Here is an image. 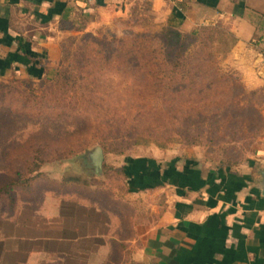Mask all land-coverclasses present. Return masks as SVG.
<instances>
[{"label": "crops", "instance_id": "1", "mask_svg": "<svg viewBox=\"0 0 264 264\" xmlns=\"http://www.w3.org/2000/svg\"><path fill=\"white\" fill-rule=\"evenodd\" d=\"M131 1L0 0V81L53 79L64 24L123 16ZM144 1L182 33L224 28L233 58L252 50L253 75L264 81V0ZM200 159L195 150L129 156L107 165L125 169L117 182L106 181L105 168L103 179H90L70 164L54 177L44 165L43 178L0 198V264H264V136L237 167ZM25 172L0 160V180ZM65 172L87 179V188L51 183Z\"/></svg>", "mask_w": 264, "mask_h": 264}, {"label": "rangeland", "instance_id": "2", "mask_svg": "<svg viewBox=\"0 0 264 264\" xmlns=\"http://www.w3.org/2000/svg\"><path fill=\"white\" fill-rule=\"evenodd\" d=\"M170 28L173 27L162 22L144 0H132L123 16H80L64 24L58 69L63 75L65 69L69 76H76L77 84L65 82L64 78L0 81V137L6 138L11 133L21 157L48 149L46 167L52 166L54 177H60L64 169H71L66 162L75 156L101 146L98 141L108 143L109 148L126 149L124 155L108 154L107 165L118 166L126 157L154 155L155 151L172 157L195 150L203 161L205 144L190 146L186 142L187 128L202 130L206 139L215 142L216 150L232 147L231 155L242 156L244 162L264 136V81H256L253 75L256 63L252 50L244 61L233 58L235 41L224 28L217 26L215 31H208L209 39L198 41L189 52L194 55L201 48L200 42H206L205 53L216 59L208 66L232 80V92L227 84L211 90L213 99L205 109L194 104V100L186 101L185 94L178 95L179 89L169 94L165 89L137 83L133 76L127 75L124 63L115 57L108 64L101 62L99 44H115L131 35H161ZM204 34L201 31L195 35L200 38ZM149 78L148 81H154ZM216 92L218 96L213 94ZM104 108L118 113L121 119L117 126L102 122L100 112ZM54 113L59 116L53 117ZM71 113L86 114L88 121L69 117ZM94 137L98 140H92ZM86 139L94 141L91 146H82ZM2 144L7 148L12 142L0 141V147ZM50 148L59 151L58 162H54L57 156L52 155ZM71 148L76 154L68 157L66 152ZM213 151L210 155L220 157L218 151Z\"/></svg>", "mask_w": 264, "mask_h": 264}, {"label": "trees", "instance_id": "3", "mask_svg": "<svg viewBox=\"0 0 264 264\" xmlns=\"http://www.w3.org/2000/svg\"><path fill=\"white\" fill-rule=\"evenodd\" d=\"M215 28H202L198 32L206 33L200 38L196 33L186 34L178 31L176 28H170L166 33L155 35L152 33H146L145 35H131L130 38L126 40H121L115 44H99L100 47L98 52L100 53L102 59L101 62L108 64L111 58L115 57L121 60L126 66L128 71L127 75L133 76L137 83L146 87V85H151L154 89H165V93H173L175 89L178 90V95H184L186 101L190 102L194 100V104L201 106V109L207 108L208 104L212 101L211 90L215 87L227 86L231 90V78L230 76H223L219 74V70L211 68L209 63L212 65L215 63L216 59L212 55H207L205 53V48L207 47L206 42H200L201 48L195 52L192 56L189 54L191 48L194 47L195 43L202 40H208V31H215ZM110 67V66H109ZM83 75V73H80ZM86 76V75H85ZM76 76H69V74L64 69L63 73L58 69L55 77L51 80L46 81H58L64 78L65 82L76 85L78 80ZM128 77V76H127ZM151 77L154 79L150 82ZM71 81V82H70ZM223 89V88H222ZM226 89V88H225ZM219 95L218 92L213 93ZM9 111V107L5 112ZM149 113V112H148ZM190 113V112H189ZM69 117L78 116L81 121L87 122L86 114L75 115L71 113ZM100 115H103L100 119L106 125H111L112 127L116 125L119 121L120 116L117 112L112 111L108 108L102 109ZM147 115L143 114V116ZM59 116L58 113H54L53 117ZM188 116V114H187ZM186 116V117H187ZM190 116V115H189ZM188 116V117H189ZM117 126V125H116ZM186 134L189 137L186 142L190 146H203L205 144L206 152L204 153L203 162L206 164H214L215 168L229 167L234 168L241 164L243 158L242 156L231 155L232 147H219L218 150L215 149V142L213 140L206 139L202 133L197 129L196 131H190L189 128L186 129ZM12 137V138H11ZM13 136L7 134L0 137L1 143H10L7 148L2 144L0 147V152L3 153V158L0 159L5 162L6 165L13 166L21 164L26 169L24 174L15 173V175L10 174L4 179L0 180V198L9 195L15 188L21 187V189L27 188L28 182L33 180H38L43 178L44 175L39 173L41 167L46 165V150L32 151L33 154L30 157H21L22 153L20 148L14 147ZM92 140H98V137L92 138ZM91 140L86 139L82 146H91ZM96 142V141H95ZM100 142L105 154L113 155H124L125 148L117 149L115 147H108V143L104 141ZM29 144V142H28ZM83 149V147H81ZM218 151L220 157H213L210 153ZM52 155L57 156L54 162H58L61 156H58L59 151L52 150L50 148ZM20 154V158L13 157V154ZM67 156L75 155V149H68L66 152ZM53 158V157H52ZM217 158V159H216ZM105 176L106 181L117 182L122 181L126 177L125 169L115 170L105 165ZM36 172V176L33 178L32 173ZM95 183L96 181H91ZM54 185L59 187H70L76 184L83 188H87L89 181L80 175L73 172H65L62 180L60 182L52 181Z\"/></svg>", "mask_w": 264, "mask_h": 264}, {"label": "water", "instance_id": "4", "mask_svg": "<svg viewBox=\"0 0 264 264\" xmlns=\"http://www.w3.org/2000/svg\"><path fill=\"white\" fill-rule=\"evenodd\" d=\"M73 165L78 171L90 179L104 178L105 152L99 145L86 149L83 153L75 156L72 160L66 162ZM262 195L264 196V173L261 184Z\"/></svg>", "mask_w": 264, "mask_h": 264}]
</instances>
